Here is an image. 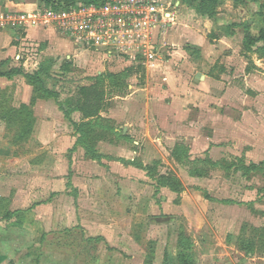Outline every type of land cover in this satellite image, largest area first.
<instances>
[{
  "label": "rangeland",
  "instance_id": "374dc122",
  "mask_svg": "<svg viewBox=\"0 0 264 264\" xmlns=\"http://www.w3.org/2000/svg\"><path fill=\"white\" fill-rule=\"evenodd\" d=\"M31 1L39 6V0ZM263 6L264 0H250L229 11V18L219 19L216 15L208 23L196 21L189 7L175 8L179 12L169 18L175 23L169 28L174 44H162L158 70L167 66L169 71L181 74L176 83L187 85L189 101L194 102L192 98L197 96L196 107L186 110L179 138H165L167 125L160 126L154 120L148 122L150 138L139 132L132 135L138 146L131 147L127 140L112 141L136 151L131 164L142 171L127 174L133 177L131 181L124 177L115 183L101 171L108 170L106 163H89L77 154L72 163L73 151L66 149L67 144L48 145L54 136L60 138L72 130L57 111L56 103L35 99L32 87L22 76L0 77L2 207L28 210L35 202L50 198L52 191L66 192L67 182L81 192L77 203L76 196L69 192L55 198L53 205L36 207L21 219H4L5 210L0 209V264H141L143 259L144 264H163L166 252L169 261L173 260L175 239L180 234L190 240L195 264H264V53L259 51L262 43L250 53L242 49L243 24L252 34L264 29L259 16ZM56 38L59 37L29 40L22 46L13 41L21 46L17 49L21 50L20 58L4 61L0 71L20 67L34 72L42 65L47 67L52 58L55 79L46 80L45 86L59 92L58 100L66 106L76 88L92 85L98 75H111L115 79L103 82L104 109L100 116L116 125L132 92L128 87L135 84L131 76H140L136 84L146 85V68L132 65L126 58H109L93 48L74 47L61 38L66 46L62 47ZM191 38L192 42L197 38L195 42L204 51L202 64L192 62L191 57L199 54L186 42ZM178 53L186 56L184 66ZM63 62L71 64V71L60 75ZM197 73L211 80L191 86ZM122 74L127 78L119 80L116 76ZM155 90L160 88L152 89ZM194 91L196 96H191ZM138 97L146 101L143 95ZM22 106L31 108L35 118L27 137L21 135L22 124L8 118L14 115L10 110ZM158 136L162 145L155 141ZM102 149L104 154L109 152L103 146ZM53 151L60 155L55 160L51 157ZM85 164L89 167L85 168ZM145 167L154 176L176 178L180 191H154L156 181ZM108 184L119 186L117 197V191H112L114 195L106 191ZM136 203L138 209L134 208ZM64 227L65 230L51 231ZM130 232L139 238V245L131 240ZM89 235L94 238H87ZM99 235L105 236L106 242ZM88 239L94 241L88 245Z\"/></svg>",
  "mask_w": 264,
  "mask_h": 264
},
{
  "label": "crops",
  "instance_id": "0c3cea01",
  "mask_svg": "<svg viewBox=\"0 0 264 264\" xmlns=\"http://www.w3.org/2000/svg\"><path fill=\"white\" fill-rule=\"evenodd\" d=\"M249 1L250 0H219V5H218L219 7L217 9V11H218L217 16L219 17V19H227V18H229V15H230L229 11L231 13L232 11L235 10V7L238 4H246ZM160 3H161V10L166 15H169L170 18H171V15L175 14V12H179V11H177L178 9L182 10L183 8H188L187 5L182 0H160ZM35 6H38V5L34 4L31 0H23V2H21V3H13V2H10L9 0H0V10L6 9V10H13V11H26V10L34 9ZM224 7H227L228 9L225 10ZM175 8H177V10ZM172 9L175 11L171 12ZM190 12L192 14H194L192 10H190ZM195 17H196V21H198V22L204 21V22L208 23L211 21V20H208L206 18L198 17L197 15H195ZM174 18L175 17H172L173 21H174ZM170 25H172L174 27L175 23H173L171 20L166 27V29H168V30L165 29L164 31L159 32L157 35L156 41H157L160 49L163 48V45H162L163 43L165 45H168V44L170 45L171 43L174 44V42H173L174 37H172L169 34L170 33L169 32L170 31L169 30ZM195 32L196 31L192 32L193 35L196 34ZM183 34H185V33H183ZM51 36L59 37V38H56L57 40L60 41L59 44H61L62 47L63 46L66 47L64 44V41L61 40V37L51 29H46V30L45 29L44 30H42V29H31V30H27V31H23V32H21V31L16 32L14 30H0V64L4 63V61H7L9 58H13L14 56L17 58L19 56V58H20V52L19 51H21V50H17V49H20V47L22 45H24V43H26V41H29V40L35 41V40H39L41 38L48 39L49 37L51 38ZM196 39H195V41H196ZM13 41L15 42V44H18V46L19 45H21V46L18 47L17 45H14ZM189 41H186L190 44L189 47H192L193 49L196 50L195 54H199L198 57H196V56L191 57L194 59V60H192V62L196 63V64H202L203 58H204L202 54L204 51L201 49V46H200L201 44L195 42L194 40L192 42V38ZM67 48H69V47H67ZM178 54L180 57H182L179 59V61L182 62L181 64H182V66H184L185 62L187 60L185 58L186 56H184L182 53H178ZM159 63H160V61H157L153 68L145 69L147 71L146 72L147 76H146L145 81H144V82H146V85H144V86H139L136 84L137 79L140 76H136V75L131 76V79L135 80V84L129 85V87H128L132 92H130V94H129L130 98L127 102L128 104L125 106L124 113L119 116V121L116 122V125L120 124V126H116V125L112 124V127L114 128V132H116V133L120 132L121 137L113 136V137H111V141L108 139L106 141L105 140L99 141L97 143L96 150H97L98 154L101 156L99 161L86 158L84 150L79 146H77V147L75 146L76 136L74 135L73 129L71 130V134H69V135L67 134L66 136L64 135L63 137L60 136V138L58 135L54 136L52 138L53 141H50V143L48 145H53V143L58 144V145L59 144L60 145L67 144L68 147L66 149H70V151L71 150L73 151L72 152V160H71L72 163L75 160L74 155L77 154L79 158H81L83 161H86L89 163H95V162L106 163V165L108 166V170L101 169V171L103 172V174H106L110 180L113 179V181H115V183L121 182L122 178H124V177L126 178V180L131 181L133 179V177L127 176V174L133 176V174L137 175L136 174L137 172L142 171L140 168H137L136 166H134V164H131L132 162H134V160L137 157L135 149H133L131 147L139 145V142H137L132 135H134V133L139 132L142 134V136L149 137L151 130L149 127L150 124L148 122H152L155 120V122L157 124H159L160 126L161 125H167L168 130L164 131L165 132V138H167V139L179 138L182 136V134L179 133V129H180V125L183 126L184 122H183L182 118H185L186 110L188 109V107H191V106L196 107V104H195L196 103L195 99L197 97L196 91L190 93L191 96L193 94L196 96V97H194V99L192 98V100H194V102L189 101L188 99H190L191 97L188 96L189 92L187 91V89H188V87H186L187 85L185 86V85H182V83L181 84L176 83V80L178 79L177 76H181V74H177L171 70L169 71V68L167 66L161 67V69L158 70L159 69ZM169 63L170 62L168 61L165 65H168ZM167 68H168V70H167ZM197 79H198L197 83H207L208 81L211 80V78L208 77V75H206V74L205 75L202 74ZM184 80L185 79L181 78L180 81L183 82ZM194 84H195L194 82H193V84L191 82L190 85L193 86ZM83 86H87V85H83ZM155 87L160 88V90L152 91V89ZM57 93L60 95L59 92H57ZM142 95H143V97L146 98V101L142 100L143 103L137 99V98H139L138 96H142ZM151 97H153V99H151ZM169 98H170V100L166 103L165 99L167 100ZM162 99H163V102L161 101L162 103H160V100H162ZM37 103L35 104V107H37ZM190 104H192V105H190ZM55 106H56V104H55ZM138 107H140V108H138ZM117 110H115V113H117ZM150 110L152 111L151 113H150ZM57 111H59L58 108H57ZM110 111L112 113V110H110ZM155 113H157L158 116H156ZM102 116L104 117V115H102ZM113 117L109 116V118L115 119ZM70 118L74 123H80L82 116L79 112H74V113H72ZM116 119L118 120V118H116ZM64 121L68 125H70L69 122L66 121L65 119H64ZM155 131H157V133H159L160 129L157 128V130H155ZM69 136H71V137H69ZM123 136H126V137L124 138ZM116 139L121 140V141L127 140L128 142H130L131 147L128 148L127 146L125 147L124 145L113 144V142L116 143L115 142ZM161 140H162V138H160L159 136H158V138L156 137V139H155V141H158V144L162 143ZM160 145H162V144H160ZM102 146L105 147L106 150L109 151L107 154H104ZM56 154L57 153H55V151L52 152L51 157L54 158L53 160H55L58 156H60L59 154H57V155ZM142 163H144V166L147 165L146 162H142ZM85 165H86L85 168L89 167V166H87V164H85ZM70 184H72V183L70 182ZM116 188H117V190H116ZM118 188H119V186L116 187L115 185L112 186L111 184H108L106 191H110L112 193V195H114L113 192L115 193V191H117L116 192V197H117V194L120 193ZM64 189H66V192L65 191L61 192L62 194H60L59 191H52L50 198H48L47 200L35 202L34 205H31L27 209L33 210L34 208L39 207V206H47L48 204H52L53 202H55L54 201L55 198L62 197L65 194H69V192L72 193V195L76 196L77 200L76 199L75 200L77 203V201L79 200V197L81 196L80 190L77 189L76 186L73 184H72V186H69V182L66 183V187ZM152 189L156 192L158 191V189H156V186H153V185H152ZM160 189H163V188H160ZM164 189H167V188H164ZM88 193H89V195L94 194L93 191H87V194ZM101 193L104 194V191H101ZM91 199H89V200L91 201ZM52 207H54V206H52ZM134 208L138 209L137 203H136ZM52 211H53V209H52ZM55 213H56L55 211L52 212V214L54 216H55ZM133 215L134 214L131 213V217H133ZM76 222H78V221L76 220ZM65 229L66 228L64 227L63 229H54L51 231H61V230H65ZM41 236H42V234H41ZM41 236H40V238H41ZM118 236L119 235H115V238L116 239L119 238ZM86 237L87 238H94L91 235L86 236ZM97 237L102 238L106 242L107 238L105 236L99 235ZM130 237H131V240H133V242L135 244L139 245L137 242L139 238H137V236L134 233L130 232ZM175 242H176V239H175ZM174 246H175V244H174ZM110 248H112L113 251L116 250V248H113V247H110ZM142 263L144 264V259H143ZM112 264H117V263L112 262Z\"/></svg>",
  "mask_w": 264,
  "mask_h": 264
},
{
  "label": "built area",
  "instance_id": "2783aa9c",
  "mask_svg": "<svg viewBox=\"0 0 264 264\" xmlns=\"http://www.w3.org/2000/svg\"><path fill=\"white\" fill-rule=\"evenodd\" d=\"M169 18L160 0H99L69 6L56 2L26 11L0 10V30L51 29L74 47L93 48L151 69L160 51L157 35Z\"/></svg>",
  "mask_w": 264,
  "mask_h": 264
},
{
  "label": "trees",
  "instance_id": "16d2710c",
  "mask_svg": "<svg viewBox=\"0 0 264 264\" xmlns=\"http://www.w3.org/2000/svg\"><path fill=\"white\" fill-rule=\"evenodd\" d=\"M39 6L50 4H55L54 0H39ZM187 7H189L198 17L206 18L208 20H213L217 15V9L219 5V0H182ZM58 2V1H57ZM65 6L72 4L83 3V4H97L99 0H61ZM264 10V6L262 7ZM260 17L263 18L264 23V12H260ZM240 26V24H239ZM243 27V42L242 49L245 53L252 52V48L262 43L259 51L264 53V29L258 31L257 34H252L248 25H242ZM54 65V60L52 58L48 59L47 67L40 66L34 72H25L22 68H10L7 72L0 71V77L11 79L14 76H22L26 83L32 87L33 96L35 99H47L53 100L58 110L62 113L64 119L69 122L71 125L74 135L76 136L75 146H79L84 150L85 157L91 160H100L101 156L96 150V145L99 141H106L107 136L121 137V133L114 132V128L107 120H103L100 116V113L104 109V96L105 91L103 89V82L105 79L113 80L115 77L111 75L104 76L103 74L98 75L94 83L90 86H80L75 89L74 93L69 99V105L66 106L59 99V94L53 90L48 89L45 86L46 80H54L55 76L52 75V69ZM71 71V64L69 62H63L59 67V74L65 75ZM119 80H124L127 78V74H122L119 76ZM117 79V78H116ZM74 112H79L82 116L80 123H74L71 120V115ZM10 113L14 114L10 116L11 122H18L20 125L21 135L26 137L29 135V130L32 127L35 118L31 108L21 107L17 110H10ZM124 138L126 136H123ZM111 141V139H110ZM177 149V148H176ZM178 150V149H177ZM176 150V151H177ZM148 174L152 179L156 181V189L158 188H167L172 192L180 191L181 184L176 179L169 175H153L150 173V168L145 167V170H148ZM5 208V209H4ZM0 209L4 211V219H10L12 217H24L31 211V209L22 211V210H9L5 206L2 207L0 204ZM91 239L87 240L91 243ZM249 248V247H248ZM251 250V249H250ZM191 242L182 234L177 236L175 242V255L173 260L169 261V255L164 254L163 264H195L193 255L191 254ZM13 264V263H10Z\"/></svg>",
  "mask_w": 264,
  "mask_h": 264
},
{
  "label": "water",
  "instance_id": "95a60500",
  "mask_svg": "<svg viewBox=\"0 0 264 264\" xmlns=\"http://www.w3.org/2000/svg\"><path fill=\"white\" fill-rule=\"evenodd\" d=\"M201 75H202V74H200V73H197V74L195 75V77H194V83H197V82H198V79H197V78H199Z\"/></svg>",
  "mask_w": 264,
  "mask_h": 264
}]
</instances>
